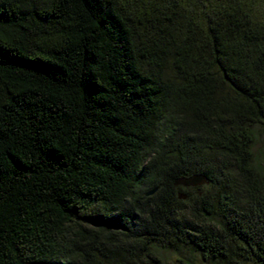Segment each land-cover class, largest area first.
Masks as SVG:
<instances>
[{"label":"trees","instance_id":"16d2710c","mask_svg":"<svg viewBox=\"0 0 264 264\" xmlns=\"http://www.w3.org/2000/svg\"><path fill=\"white\" fill-rule=\"evenodd\" d=\"M257 136L264 0H0V264H264Z\"/></svg>","mask_w":264,"mask_h":264},{"label":"rangeland","instance_id":"374dc122","mask_svg":"<svg viewBox=\"0 0 264 264\" xmlns=\"http://www.w3.org/2000/svg\"><path fill=\"white\" fill-rule=\"evenodd\" d=\"M256 142L257 145L255 148L260 154L262 153L264 148V139H262L261 136H257ZM157 255L159 258V264H209L207 262L202 261L197 255H194L190 251H186V250L176 253L159 251ZM229 264H254V263L246 259H239V260H233L232 263L229 262Z\"/></svg>","mask_w":264,"mask_h":264},{"label":"water","instance_id":"95a60500","mask_svg":"<svg viewBox=\"0 0 264 264\" xmlns=\"http://www.w3.org/2000/svg\"><path fill=\"white\" fill-rule=\"evenodd\" d=\"M207 183V179L204 176H192L190 178H180L174 181L175 187H183V188H199ZM154 194V191L147 194V196H151ZM179 199H185V196L180 195Z\"/></svg>","mask_w":264,"mask_h":264}]
</instances>
